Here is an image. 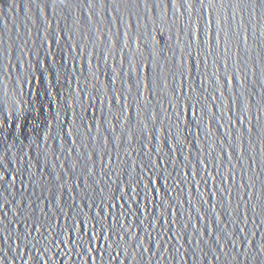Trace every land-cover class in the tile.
<instances>
[{
	"label": "water",
	"instance_id": "obj_1",
	"mask_svg": "<svg viewBox=\"0 0 264 264\" xmlns=\"http://www.w3.org/2000/svg\"><path fill=\"white\" fill-rule=\"evenodd\" d=\"M37 261L264 264V0H0V264Z\"/></svg>",
	"mask_w": 264,
	"mask_h": 264
},
{
	"label": "snow or ice",
	"instance_id": "obj_2",
	"mask_svg": "<svg viewBox=\"0 0 264 264\" xmlns=\"http://www.w3.org/2000/svg\"><path fill=\"white\" fill-rule=\"evenodd\" d=\"M179 2L180 6L183 7L185 10H187V7L189 5V0H173V6H175V3ZM199 3L203 4L204 0H198ZM209 4H212V0H208ZM234 2L239 4H252L255 3L256 0H234ZM60 4H66V0H59ZM89 5L93 3V0H88ZM42 260V258H41ZM37 264H40V261H37Z\"/></svg>",
	"mask_w": 264,
	"mask_h": 264
}]
</instances>
